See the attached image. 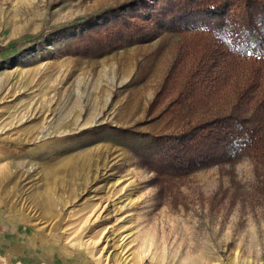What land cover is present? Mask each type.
<instances>
[{"label": "rangeland", "instance_id": "rangeland-1", "mask_svg": "<svg viewBox=\"0 0 264 264\" xmlns=\"http://www.w3.org/2000/svg\"><path fill=\"white\" fill-rule=\"evenodd\" d=\"M121 2L0 0V264H264V167L159 182L124 132L178 129L162 90L178 35L69 43Z\"/></svg>", "mask_w": 264, "mask_h": 264}, {"label": "trees", "instance_id": "trees-1", "mask_svg": "<svg viewBox=\"0 0 264 264\" xmlns=\"http://www.w3.org/2000/svg\"><path fill=\"white\" fill-rule=\"evenodd\" d=\"M93 15L97 21L70 39L76 50L99 55L164 31L178 35L162 87L175 94L165 112L178 129L124 130L156 180L243 156L256 171L264 167V0H125Z\"/></svg>", "mask_w": 264, "mask_h": 264}, {"label": "bare ground", "instance_id": "bare-ground-1", "mask_svg": "<svg viewBox=\"0 0 264 264\" xmlns=\"http://www.w3.org/2000/svg\"><path fill=\"white\" fill-rule=\"evenodd\" d=\"M81 163H83V168L82 169H84L85 170V167H84V165H86L87 166V164H86V162L85 161H81ZM77 166V168L78 169H74L72 172H71V174L73 175V176H75V177H79V176H83V178H85V175L82 173V172H80L81 170H80V164H77L76 165ZM3 172V171H2ZM0 173V180H2V178L3 177H5V176H7L6 174H4V173ZM50 174H53V172H49ZM49 176V175H48ZM6 178V177H5ZM124 206V205H123ZM121 208H122V205H121Z\"/></svg>", "mask_w": 264, "mask_h": 264}]
</instances>
